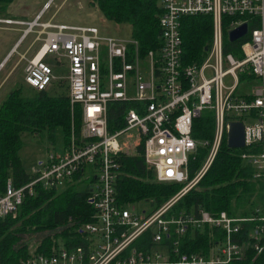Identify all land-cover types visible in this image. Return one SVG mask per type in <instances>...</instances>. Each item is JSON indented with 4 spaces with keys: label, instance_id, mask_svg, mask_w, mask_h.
Masks as SVG:
<instances>
[{
    "label": "built area",
    "instance_id": "built-area-1",
    "mask_svg": "<svg viewBox=\"0 0 264 264\" xmlns=\"http://www.w3.org/2000/svg\"><path fill=\"white\" fill-rule=\"evenodd\" d=\"M158 3L157 45L144 52L130 37H114L96 26L42 21L48 3L31 22L0 20L24 26L19 42L28 35L34 37L30 47L35 44L36 50L29 58L20 56L25 62L23 83L36 92L46 91L56 81L50 64L64 65L69 105L77 106L80 113L78 133L70 131L60 152L46 151L45 159L29 173V182L18 188L5 182L0 220L14 218L35 185L49 191L85 188V201L92 209L90 220L79 228L81 244L61 245L48 252H37L29 245L27 254L15 264H227L244 257L245 243L239 238L245 222L254 223L247 238L255 253L264 257V0ZM198 15L210 18L211 36L200 59L186 63L179 25L183 17ZM251 22L257 27L249 29ZM241 24L247 27L246 41L239 45L238 54L224 53L226 33ZM41 50V57L35 60ZM112 103L135 107L123 112L122 128L110 133L107 111ZM200 118H210L209 138L195 137ZM231 122L242 124L241 149L261 147L259 153L240 154L254 168L253 179L262 185L257 216L242 218L223 211L210 214L202 209L168 216L173 204L207 172L225 144ZM129 131L138 139L133 153L128 150L130 145L117 142ZM139 144L153 182L182 185L146 213L129 211L127 207L133 203L121 205L116 198V181L125 176L120 155L136 154ZM198 158L201 164L188 178V165ZM83 181L85 186L80 185ZM204 226L218 230L221 237L205 253L182 254L179 245L184 234ZM147 231L153 245L147 252L137 251L132 244ZM0 264L8 263L0 258Z\"/></svg>",
    "mask_w": 264,
    "mask_h": 264
},
{
    "label": "trees",
    "instance_id": "trees-1",
    "mask_svg": "<svg viewBox=\"0 0 264 264\" xmlns=\"http://www.w3.org/2000/svg\"><path fill=\"white\" fill-rule=\"evenodd\" d=\"M13 0H0V14L4 6ZM103 21L116 25H127L130 38L136 41L140 51L152 50L157 45L160 14L158 0H89ZM3 9V10H2ZM257 27L251 22L249 29ZM223 34L226 28L223 27ZM182 56L186 63L200 59L208 47L211 36V20L207 16H186L179 25ZM246 38L238 42L227 43L224 38V53L238 54V47ZM36 92V91H35ZM69 101L64 93L47 95L46 91L36 92L34 98L21 97L16 91H10L0 102V193L5 182L10 181L14 188L29 182L32 176L25 171L19 152L22 146L21 134L46 135L50 143L54 141L57 129L61 131V142L66 144L70 134ZM131 103H112L108 105L107 129L110 133L122 128V114ZM77 128L80 127V113L77 106ZM195 137L209 138L212 123L200 118L195 124ZM260 146L247 149H228L221 144L211 166L185 195L180 197L168 210V216L193 214L202 209L210 214L221 211L229 216L250 218L257 216L256 203H262V185L253 179L255 172L250 163L240 158L241 153H259ZM142 146L136 148V154H121L119 160L121 171L125 176L116 181V198L119 204L149 202L153 209L176 194L181 184H157L153 182L151 170L146 169L142 160ZM201 158L188 165V178H191L201 164ZM78 175L74 177L77 179ZM71 186L61 191H49L39 185L33 187V194L26 195L14 218L0 220V258L8 264H15L19 257L28 252L32 245L37 252H48L52 248L64 246L70 248L81 244L80 225L90 220L92 209L86 203L87 189ZM254 223L241 225L239 241L245 243L244 257L240 261L227 264H264L262 254L253 250L247 234ZM150 231L142 234L132 246L137 251L147 252L153 245ZM221 237L218 230L207 227L188 231L180 240L179 250L182 254L205 253Z\"/></svg>",
    "mask_w": 264,
    "mask_h": 264
},
{
    "label": "rangeland",
    "instance_id": "rangeland-1",
    "mask_svg": "<svg viewBox=\"0 0 264 264\" xmlns=\"http://www.w3.org/2000/svg\"><path fill=\"white\" fill-rule=\"evenodd\" d=\"M13 0L7 6H4V11L0 14L1 21H13V22H31L35 16L42 10L45 3H48V7L44 12L41 20L44 22L51 21L53 24H71V25H96L102 33H107L114 37L128 38L130 37V30L127 25H116L107 21H102L100 14L89 5V0ZM3 10V9H2ZM26 29L24 26L19 25H7L0 23V44L3 48V52L7 50L13 42H15V51L10 54L11 57L6 61L5 65L0 69V102L5 98L8 92L16 91L21 97L34 98L36 92L23 83V67L24 60L20 59V56L24 55V58H29L31 54L36 50L35 44L30 47L33 40V35H28L21 42H19V36ZM32 48H34L32 50ZM25 49L24 52H21ZM31 50V51H29ZM20 54V55H19ZM48 61V60H47ZM56 81L49 86L47 95L52 96L57 93H64L66 85L64 77L66 76V67L50 64ZM7 75V79L1 82L3 77ZM253 83V82H252ZM67 112L69 114V129L74 131L77 128L76 111L70 105H67ZM61 130L57 129L54 134V142L50 143L46 135L41 136L36 134H21V149L19 156L23 167L26 172L30 173L34 166L37 168L38 163L42 162L46 157V151L60 152L61 147ZM138 139L134 136V131H129L123 134L118 140V144L126 143L130 145L131 153L134 152V146ZM81 186H85L86 182L83 181ZM80 189L81 187H77ZM257 206H260V201H257ZM129 211L136 213H145L152 210L153 206L149 202L139 201L131 204L127 207Z\"/></svg>",
    "mask_w": 264,
    "mask_h": 264
},
{
    "label": "water",
    "instance_id": "water-1",
    "mask_svg": "<svg viewBox=\"0 0 264 264\" xmlns=\"http://www.w3.org/2000/svg\"><path fill=\"white\" fill-rule=\"evenodd\" d=\"M247 34V27L245 24H241L236 28L229 30L227 35V42L233 43ZM225 146L228 149H241L243 148V127L239 122H231L228 124V131L226 133Z\"/></svg>",
    "mask_w": 264,
    "mask_h": 264
},
{
    "label": "crops",
    "instance_id": "crops-1",
    "mask_svg": "<svg viewBox=\"0 0 264 264\" xmlns=\"http://www.w3.org/2000/svg\"><path fill=\"white\" fill-rule=\"evenodd\" d=\"M68 25H71V24H68ZM80 26H96V25H83V24H81ZM15 44L16 43L13 42V44L7 50H5L4 52H3V48L1 47L2 44H0V69L5 65L6 61L11 57L10 53L13 50L15 51V46H16ZM24 51H25V49L23 51H21V52H24ZM29 51H31V50H29ZM7 77L8 76L5 75L1 82H4L7 79Z\"/></svg>",
    "mask_w": 264,
    "mask_h": 264
},
{
    "label": "bare ground",
    "instance_id": "bare-ground-1",
    "mask_svg": "<svg viewBox=\"0 0 264 264\" xmlns=\"http://www.w3.org/2000/svg\"><path fill=\"white\" fill-rule=\"evenodd\" d=\"M43 52V50H41V52L36 56L35 60L39 59L41 57V53Z\"/></svg>",
    "mask_w": 264,
    "mask_h": 264
}]
</instances>
